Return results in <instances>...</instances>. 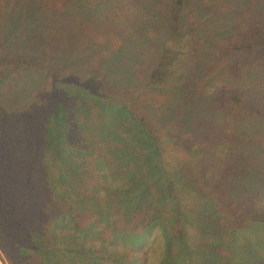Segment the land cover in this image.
Wrapping results in <instances>:
<instances>
[{"label": "trees", "instance_id": "trees-1", "mask_svg": "<svg viewBox=\"0 0 264 264\" xmlns=\"http://www.w3.org/2000/svg\"><path fill=\"white\" fill-rule=\"evenodd\" d=\"M197 3L0 0V264H264V0Z\"/></svg>", "mask_w": 264, "mask_h": 264}, {"label": "rangeland", "instance_id": "rangeland-1", "mask_svg": "<svg viewBox=\"0 0 264 264\" xmlns=\"http://www.w3.org/2000/svg\"><path fill=\"white\" fill-rule=\"evenodd\" d=\"M193 1H194V3H197V0H193ZM202 1L205 2L206 0H202ZM209 8L210 7L208 6V7H205L204 9H208L209 10ZM192 9H194V10L195 9H199L200 10V6L197 3V6L195 8L188 7L187 12H186L187 15H190L191 14ZM192 17L195 18V19H198V18H196L195 15H192ZM223 83H224V80L221 77L213 78L211 80V82L209 83V85H208V89L211 90L213 87L222 85ZM164 91H166V92H164ZM169 93L171 94V88H167L165 90L161 89V92H153V93H151V98L153 100H155V101L156 100H159V99H166L167 100L168 97L170 96ZM175 126L171 127L170 129L173 130V128H175ZM173 131H175V130H173ZM181 133H183V132H181ZM181 133H179V137H180V139L181 138L183 139L185 136H183V134H181Z\"/></svg>", "mask_w": 264, "mask_h": 264}]
</instances>
